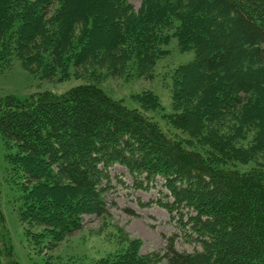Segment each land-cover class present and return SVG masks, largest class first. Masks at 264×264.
<instances>
[{
  "label": "trees",
  "instance_id": "16d2710c",
  "mask_svg": "<svg viewBox=\"0 0 264 264\" xmlns=\"http://www.w3.org/2000/svg\"><path fill=\"white\" fill-rule=\"evenodd\" d=\"M145 4L134 13L128 0H0V70L15 56L31 73L46 76L82 41L73 58L79 67L92 57L85 53L90 47H110L96 41V33L89 36L97 22L106 21L114 27L115 45L129 43L138 51L142 73L154 63L156 40L171 30L180 47L195 54L175 71L174 113L166 119L201 149L168 137L157 122L95 83L60 94L0 96L8 177L20 190L18 219L50 228L56 244L80 227L83 213L104 212L105 195L114 183L124 184L125 172L135 188H157L155 197L139 205H156L174 222L160 264H264V161L256 159L264 150V0ZM88 19V35H71L70 26ZM141 103L159 106L152 93ZM248 128L255 137L244 147L239 140ZM114 166L123 170L112 173ZM67 200L72 211L63 212ZM49 206L56 208L52 214ZM178 238L193 249L178 250ZM138 244L130 241L87 264H157L155 255L139 253ZM0 264H19L1 207Z\"/></svg>",
  "mask_w": 264,
  "mask_h": 264
},
{
  "label": "rangeland",
  "instance_id": "374dc122",
  "mask_svg": "<svg viewBox=\"0 0 264 264\" xmlns=\"http://www.w3.org/2000/svg\"><path fill=\"white\" fill-rule=\"evenodd\" d=\"M128 2L132 5V10H135L134 13L146 8L145 0H128ZM102 23L97 22L93 31L91 19L87 20V24L85 22L79 26H70L71 35L78 37L81 33L88 35L92 31L90 37L96 33V41L110 46L104 47L106 50L102 45L92 50H89L90 47L85 53L93 54L92 57L88 55L87 58H83L79 67L74 64L73 58L82 41H79L78 46L70 48L68 53L71 56L63 64L64 66L59 65L46 76L42 75L41 70H38V73H31L22 65L20 59L12 57L7 68L0 70V96L12 94L23 99L43 90L60 94L78 84L95 83L110 97L122 102L128 108L137 109L144 116L157 122L168 137L186 143L191 149H201L202 147L192 141L186 132L167 124L166 119L167 113H174L172 90L178 78L175 71L178 66L194 58L193 49L181 48L171 30L168 35L163 34L160 41L156 40L154 44L156 50L153 52L154 63L142 73L137 66L138 51L135 52L129 43L115 45L112 22ZM190 79L196 81V74L191 73ZM151 93L156 95L159 106L148 109L141 103V98ZM254 137L255 129H245L239 144L248 147ZM6 151L7 148L0 135V207L11 236L13 256L19 264H87L115 254L133 240L139 243V253L155 255L157 264L164 261L162 257L164 238L175 231L174 222L169 220L165 210L156 205L147 207L139 205V201L145 202L155 197L157 188L137 189L131 184L129 175L124 172L122 177L124 184L114 183L115 187L105 195L104 212L99 215L83 213L80 227L54 244L50 240L49 233L52 232L50 228L48 230L43 227L28 226L19 221L16 208L20 190L8 177ZM256 159L264 161V150ZM249 165L251 163L247 166ZM114 170L123 169L114 166L112 173ZM71 201L67 200L63 204V212L72 211L68 205ZM51 208L56 209L49 206L47 214H52ZM128 210L134 211L135 214H131ZM62 215V213L58 214L56 218ZM176 247L178 250L190 251L194 245L184 243L178 238Z\"/></svg>",
  "mask_w": 264,
  "mask_h": 264
}]
</instances>
